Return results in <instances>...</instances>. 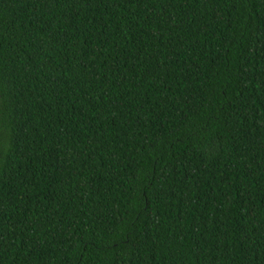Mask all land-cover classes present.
Returning a JSON list of instances; mask_svg holds the SVG:
<instances>
[{"label":"trees","instance_id":"obj_1","mask_svg":"<svg viewBox=\"0 0 264 264\" xmlns=\"http://www.w3.org/2000/svg\"><path fill=\"white\" fill-rule=\"evenodd\" d=\"M0 264H264V0H0Z\"/></svg>","mask_w":264,"mask_h":264}]
</instances>
